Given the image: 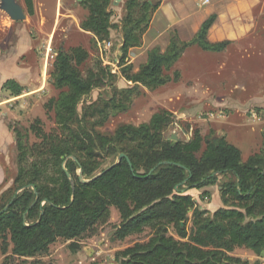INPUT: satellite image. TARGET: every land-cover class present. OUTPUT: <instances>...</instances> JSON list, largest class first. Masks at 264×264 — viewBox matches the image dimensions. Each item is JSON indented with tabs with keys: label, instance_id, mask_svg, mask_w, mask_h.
<instances>
[{
	"label": "trees",
	"instance_id": "trees-1",
	"mask_svg": "<svg viewBox=\"0 0 264 264\" xmlns=\"http://www.w3.org/2000/svg\"><path fill=\"white\" fill-rule=\"evenodd\" d=\"M23 2L26 13L33 15V0ZM110 4L111 0L80 2L87 15L79 27L96 41L110 35ZM159 5L160 0H126L119 73H112L99 59L85 68L89 53L83 47L57 51L48 81L58 93L44 104L53 115L54 128L45 131L37 118L28 129L10 126L17 172L7 203L0 205L1 264H18L17 258L53 264L37 257L58 239L93 233L108 221L111 207L120 215L118 240L150 232L146 240L119 250L117 264H245L231 255L235 248L264 254V136L261 150L242 161L240 149L223 135L214 143L212 131L203 136L196 128L188 140L164 137L174 122V114L166 109L146 122L122 123L111 135L98 130L111 117L128 112L141 88L153 91L177 82L179 73L169 71L187 47L218 53L231 44L208 39L216 20L211 14L189 41L174 31L163 51L150 49L146 61L134 70L126 61L128 52L141 46ZM118 75L128 86H115ZM106 85L110 90L79 110L84 96ZM3 87L12 96L23 91L14 79L6 80ZM120 152L131 167L122 158L97 171L103 158ZM219 175L228 176L220 195L225 207L210 213L186 192L214 184ZM69 247L76 251L79 245L72 241Z\"/></svg>",
	"mask_w": 264,
	"mask_h": 264
},
{
	"label": "rangeland",
	"instance_id": "rangeland-1",
	"mask_svg": "<svg viewBox=\"0 0 264 264\" xmlns=\"http://www.w3.org/2000/svg\"><path fill=\"white\" fill-rule=\"evenodd\" d=\"M17 1L26 13L23 0ZM125 2L126 0H111L109 10L112 28L109 37L105 40L106 42L110 41L111 44L107 47H104L103 41H96L92 33L80 29V22L87 15V10L76 0H33V15L26 13L27 17L22 21L11 20L0 9V205L7 203L17 172V151L10 126L28 129L37 118L41 120L45 131L49 132L54 128L53 115L46 112L44 104L58 93L49 83L48 78L53 59L59 49L68 51L72 47H83L89 53L85 68L91 67L93 62L99 59L112 73H119L118 63L122 55L121 41L119 40L121 38L120 26L125 15ZM163 2L166 14L177 17V28L180 30L183 40L186 41H189L188 38L192 35L198 22L208 16L206 15L208 11L216 14V11L223 9L225 5L237 10L244 26L253 24L252 30L237 43L231 44L223 55L225 59H228V64L220 72L226 84L219 95L224 97L225 101L235 98L244 103L257 100L256 98L259 97L264 99V0H210V4L204 3L203 6L195 0H163ZM155 13V16L154 14V17L152 16L150 27L147 29V39L156 38L158 44L162 45L167 36H170L174 31L179 35V31L173 26L165 31L167 23L164 22V16L161 11ZM249 25L248 27H250ZM192 48L194 46L189 49ZM48 49L51 50L49 54H47ZM130 51L126 61L131 63L135 70L142 63V53L138 51L131 61ZM186 62V58H181L173 69H181L183 74L187 73ZM173 69L169 71L170 74ZM13 73H16V76ZM5 74H8L7 78L4 77ZM19 75L21 77H18ZM221 76H218V79ZM8 78L18 79L20 82L16 81L23 85V91L16 98L17 100L3 102L5 98L11 96L10 91L2 87ZM188 80L187 76L184 77L183 82L180 80L178 84L182 83L183 86L181 85V88L178 89L175 88L178 86L177 83H169L153 91L141 88L140 95L134 99L128 112L111 117L98 130L111 135L122 123L146 122L153 113L164 108L172 111L186 108L191 101L188 82H186ZM114 84L122 88L128 86L129 83L118 75ZM239 85H245L247 92L236 89ZM108 90H110L109 85L93 89L89 95L83 97L79 104V110L82 105L96 101L100 95H104V91ZM209 107L212 106L204 104V111L201 115L203 119L209 117L208 114L211 112L207 110ZM262 107H254L261 117V121L256 122L259 123L255 125L256 130L253 132L250 129L241 130L239 131L241 135L237 139L234 134L231 135L229 130H226V127L215 124L214 128L209 130L208 128L210 125H214V122L205 121L198 127L193 123L192 118L187 117L186 119L181 118L179 123L183 125L182 129H185L186 125H191L194 129H199L200 132L203 130L201 132L203 136L213 131L212 141L219 139V135L215 131L223 130L227 134L228 142L240 149L242 161H245L248 156L260 151L263 147L264 106ZM246 114L249 115L248 112ZM243 119L247 120V116H244ZM174 120L177 121L176 116H174ZM174 130L177 131V128L173 125L166 130L164 137L171 140ZM178 131L180 139L185 140L181 131L179 129ZM29 135L30 142H34L33 134L29 133ZM116 160L117 153L103 158L97 171L109 167ZM227 179L228 176L219 175L214 184L201 189L192 188L186 193L192 195L201 208L213 213L218 208L225 207L220 195ZM119 223V212L111 207L108 221L97 225L93 233H85L74 240L58 239L49 246L46 254L37 258L53 264H117L115 255L119 250L133 245L136 241L146 240L150 234L149 230H145L140 235H129L124 240H118L116 230ZM170 232L175 236L172 229ZM72 241L79 245L76 251H72L69 247ZM11 246L9 244L8 253H10ZM231 255L240 258L245 264H264V254L257 256L244 247L235 248ZM3 257L0 241V264ZM24 259L17 258L16 262L31 264L33 260L31 258Z\"/></svg>",
	"mask_w": 264,
	"mask_h": 264
},
{
	"label": "crops",
	"instance_id": "crops-1",
	"mask_svg": "<svg viewBox=\"0 0 264 264\" xmlns=\"http://www.w3.org/2000/svg\"><path fill=\"white\" fill-rule=\"evenodd\" d=\"M195 2H198V0H195ZM209 2H210V0H209ZM209 2H207L205 4H210ZM199 4H202L201 6L204 5V3H199ZM164 7H165L164 2L162 0V1H160V5H159L158 9L156 10L157 12L161 11L162 15L164 16V22L167 23L165 25L166 27L164 26L165 27L164 30L166 31L167 29H169L170 26L175 27V29H177L179 31V37L183 40V38L181 37L180 30L177 28L178 27V24L176 22L177 17L175 18V17L170 16L168 13L166 14V9H164ZM224 8H225V10H224ZM224 8L216 11V14H217L216 20L213 23V25L210 27V29L208 30V39L211 42H217V41H221V40H229V41H231V44H234V43H237L242 38H244V36L252 30L253 24H251V25L247 24V26H244L242 24V20L240 18V15L235 8H232V7L229 8L227 5H225ZM234 9H235V11H234ZM155 14H154V16H155ZM211 14H215V13H212L209 11L206 13V15H208V16H210ZM205 19L198 22V24L196 25V28L194 29L192 35L188 38L189 40L198 31L201 23ZM150 24H151V22H150ZM248 25L250 27H248ZM119 40L121 41V38ZM168 40H169V36H167L165 38V42L162 45H159L156 38H153L152 40L147 39V31H146V33L143 35V40H142L141 46L130 49L131 50L130 54L132 56L131 61H133L134 55L138 51H140L142 53V63H144L146 61L147 53L150 49H152L154 47H159L161 49V51H163L166 48ZM184 41H186V40L184 39ZM191 46H194V48L189 49ZM191 46L187 47L186 50L184 51L183 55L181 56L182 59H183V57L187 59V62H186L187 73L183 74L181 69H173L172 68L173 69L172 73L174 71H177L179 73L180 77H179V80L177 82H173V81L169 82V83H177L178 84V82L180 80H181V82H183L184 77L187 76L189 78V80L186 82H188V90H189V93L191 96V101H189L186 108H180V109L178 108V110H176V111L175 110L172 111V110H168V109L164 108V109L172 112L174 114V116H176L177 121L174 120V122L170 125V127L174 125L175 128H177V131L174 130V133L176 134L174 136H176L178 138V140H181L180 135H179L180 132L178 131V129L181 131L182 135L186 138L185 140H188L192 136L194 127L191 125H186V126H184L185 129H182L181 126H183V125H181L179 123V120L181 118L186 119L187 117L192 118L193 123L197 124L198 127L201 126V124H203L202 122H205V121L206 122H214L213 123L214 125H210V127L208 128L209 130H212L214 128L215 124L217 126L226 127V130L227 131L229 130V133L231 135L234 134L236 139L241 135V133L239 132L241 130L250 129V131H252V132L255 131L256 130L255 125L259 124L256 122L261 121V117L259 115L260 113L255 111L254 107L263 108L262 106H264V99H261L263 97L256 98L257 100L254 99L253 101H251L249 103H244L243 101H240V100L235 99V98L231 99L230 101H225L224 97L219 95V92H221L222 89H224V85L226 84L224 79H222L223 77L221 76L220 72L226 66V64H228L227 63L228 59H225V57H223V55L225 52H227L229 46L224 51L218 52V53L204 51L200 47L195 46V45H191ZM181 58L175 63V65L173 67L176 66V64L181 60ZM221 65H222V67L220 68ZM138 67L139 66H137L135 70H137ZM8 74H5L4 77L7 78ZM13 75L16 76V73H13ZM218 76H221V77L218 79ZM18 77H21V75H19ZM8 79H12V78H8ZM16 80L18 82H20L18 79H16ZM169 83H167V84H169ZM166 85H164V86H166ZM181 85H182V83L180 85L178 84V86L175 88L176 89L181 88ZM21 86H23V85H21ZM164 86H161V87H164ZM2 87H3V85H2ZM3 89H4V87H3ZM236 89L247 92L245 85H239L236 87ZM242 91H241V93H243ZM215 92H216V94H215ZM21 96H23V95H21ZM18 97L19 96H12L11 95L10 97L5 98L3 102H9L10 100L11 101L15 100ZM209 102H211V103H209ZM205 103L210 104V106H212V107H209L207 109V110L211 111L208 114L209 117L206 119L205 118L203 119L201 117V115H202V111H204V104ZM234 111H236V113H234ZM230 112H231V114H230ZM247 112L249 113V115L246 114ZM244 116H247V120L243 119ZM201 132H203V130H201ZM231 132H233V133H231ZM215 133L218 134L219 137L223 135L227 139V134L223 130L222 131L216 130ZM173 134H171V135H173Z\"/></svg>",
	"mask_w": 264,
	"mask_h": 264
},
{
	"label": "water",
	"instance_id": "water-1",
	"mask_svg": "<svg viewBox=\"0 0 264 264\" xmlns=\"http://www.w3.org/2000/svg\"><path fill=\"white\" fill-rule=\"evenodd\" d=\"M76 1L81 2V0H76ZM0 9L2 11H4L9 16V18L11 20H13V21H22V20H25L26 17H27L22 5L17 0H0ZM171 140L178 141V138L176 136H174V135H171ZM217 141H218V139L213 140L214 143H217ZM122 158H125L127 160L128 164H129V166L131 167L130 160L122 152H120L117 155V160L112 165H110L109 167H111L114 164L118 163ZM72 159H74V158H72ZM102 172L97 173L93 178L99 176ZM67 176L69 177L68 173H67ZM81 181L82 182H86L88 180L82 179ZM7 207H8V205H6L5 209Z\"/></svg>",
	"mask_w": 264,
	"mask_h": 264
},
{
	"label": "built area",
	"instance_id": "built-area-1",
	"mask_svg": "<svg viewBox=\"0 0 264 264\" xmlns=\"http://www.w3.org/2000/svg\"><path fill=\"white\" fill-rule=\"evenodd\" d=\"M198 2H199V3H207V2H209V0H198ZM110 44H111L110 41H109V42L103 41V45H104V47H107V46H109ZM50 51H51V50L48 49L47 54H49Z\"/></svg>",
	"mask_w": 264,
	"mask_h": 264
}]
</instances>
